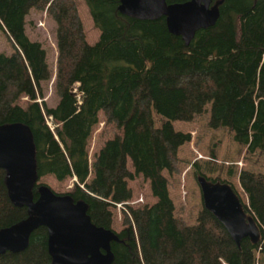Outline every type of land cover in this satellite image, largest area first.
I'll return each mask as SVG.
<instances>
[{
    "label": "trees",
    "instance_id": "obj_1",
    "mask_svg": "<svg viewBox=\"0 0 264 264\" xmlns=\"http://www.w3.org/2000/svg\"><path fill=\"white\" fill-rule=\"evenodd\" d=\"M84 1L100 31L94 45L85 40L73 0H0V29L12 48L0 54V124L21 123L32 132L33 199L42 177L75 178L73 190L63 195L85 203L96 227L113 231L111 204L129 201L128 182L141 176L156 202L128 208L124 228L113 231L112 264H255L256 254L264 257V175H237L246 197L243 210L259 231L256 244L243 239L237 247L204 208L193 226L175 215L164 172H180L179 149L190 141L171 122H192L203 114L209 129L225 128L246 153L264 154V0H212L218 10L214 25L198 31L188 46L169 33L164 18L122 16L120 0ZM30 11L45 12L56 25L54 108L37 101L52 70L42 42L26 34ZM22 97L29 101L25 108L17 104ZM153 111L166 119L159 128ZM100 112L114 137L90 164L88 140ZM44 116L59 124L54 134ZM27 217L25 208L9 201L0 170V230ZM0 264H52L46 229L31 234L26 251L0 255Z\"/></svg>",
    "mask_w": 264,
    "mask_h": 264
},
{
    "label": "water",
    "instance_id": "obj_2",
    "mask_svg": "<svg viewBox=\"0 0 264 264\" xmlns=\"http://www.w3.org/2000/svg\"><path fill=\"white\" fill-rule=\"evenodd\" d=\"M122 16L157 21L164 18L167 30L180 37L186 46L195 34L214 25L217 3L212 0H188L168 4L167 0H120ZM0 170L5 172L9 201L25 208L28 217L9 228L0 230V255L26 251L31 234L43 227L47 233V251L52 264H112L113 231L96 227L87 215L83 202L73 203L68 195H59L48 186L38 188L33 199L32 188L37 183L35 148L32 132L24 124H0ZM203 208L225 230L238 247L243 239L256 244L259 231L253 218L247 215L232 186L222 181L197 177Z\"/></svg>",
    "mask_w": 264,
    "mask_h": 264
},
{
    "label": "rangeland",
    "instance_id": "obj_3",
    "mask_svg": "<svg viewBox=\"0 0 264 264\" xmlns=\"http://www.w3.org/2000/svg\"><path fill=\"white\" fill-rule=\"evenodd\" d=\"M73 1L82 22L86 42L89 45L96 44L100 37V31L94 26L85 1ZM55 33L56 25L47 17L45 12H29L26 18V34L31 40L42 42L52 70V79L44 87L43 98L37 99L40 104H45L48 108H54L57 104L54 93L58 54ZM11 51L10 41L0 29V54L9 55ZM77 86L78 84H75L73 89L77 88ZM17 104L25 108L29 101L26 97H22ZM152 116L157 128L166 122V119L157 115L154 111ZM48 118V116H45L46 123L47 121L49 122ZM206 120L207 115L203 114L195 117L192 122H171L176 131L190 135V141L179 149L180 172L173 175L164 172V176L169 182L168 191L174 205L175 215L180 216L189 226L196 224L198 213L203 208L201 192L197 183L199 175L195 174V164L199 166V171L205 178L230 184L244 204H246V197L237 182L239 171L246 170L264 175L263 153L258 151L246 153L245 147L233 142L232 134L227 129H209L206 126ZM104 121V117L100 112L98 114V122L92 128L88 140L87 149L90 164L104 143L114 137V131H111V127H107ZM52 125H55L54 129L57 126L53 121ZM128 168L133 172L130 163H128ZM91 178L92 175H90L88 180L90 181ZM38 183L48 186L56 194L63 195L73 190L75 180L74 178H67L59 182L52 175H47L42 177ZM128 186L132 196L128 201V205L125 206L126 212L129 207L151 206L156 202V199L151 196L149 182L145 181L141 176H135L133 180L128 182ZM110 210L113 216L112 230L119 233L124 228L123 222L127 213L115 207H111ZM255 259V264H264V257L256 254Z\"/></svg>",
    "mask_w": 264,
    "mask_h": 264
},
{
    "label": "built area",
    "instance_id": "obj_4",
    "mask_svg": "<svg viewBox=\"0 0 264 264\" xmlns=\"http://www.w3.org/2000/svg\"><path fill=\"white\" fill-rule=\"evenodd\" d=\"M78 87V86H77ZM72 92L74 93V94H76V97H77V100H78V103L80 104L81 103V101H80V99H81V93L80 92H78L77 91V88H75V89H72ZM49 118V122L47 121V123H46V125L49 127V129L51 130V132L54 134V131H55V129L57 128V127H59V124H56L57 126H56V128L54 129V126L52 125V121L54 122V120H53V118L52 117H50V116H48ZM44 118H45V116H44ZM54 130V131H53ZM74 180H75V178H74ZM126 205H128V201L127 202H123V203H112L111 204V207H115L116 209H119V210H124L125 212H126V209H125V206ZM127 213V215L129 216V214H128V211L126 212Z\"/></svg>",
    "mask_w": 264,
    "mask_h": 264
},
{
    "label": "flooded vegetation",
    "instance_id": "obj_5",
    "mask_svg": "<svg viewBox=\"0 0 264 264\" xmlns=\"http://www.w3.org/2000/svg\"><path fill=\"white\" fill-rule=\"evenodd\" d=\"M91 220V219H90ZM93 224V223H92ZM94 225V224H93ZM111 247V246H110Z\"/></svg>",
    "mask_w": 264,
    "mask_h": 264
}]
</instances>
